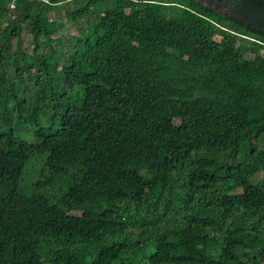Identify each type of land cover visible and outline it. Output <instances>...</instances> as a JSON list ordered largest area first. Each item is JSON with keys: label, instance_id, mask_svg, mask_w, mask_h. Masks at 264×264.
Segmentation results:
<instances>
[{"label": "trees", "instance_id": "16d2710c", "mask_svg": "<svg viewBox=\"0 0 264 264\" xmlns=\"http://www.w3.org/2000/svg\"><path fill=\"white\" fill-rule=\"evenodd\" d=\"M0 264H264V0H0Z\"/></svg>", "mask_w": 264, "mask_h": 264}, {"label": "rangeland", "instance_id": "374dc122", "mask_svg": "<svg viewBox=\"0 0 264 264\" xmlns=\"http://www.w3.org/2000/svg\"><path fill=\"white\" fill-rule=\"evenodd\" d=\"M52 17L55 19L56 15L54 14ZM77 29H78V25H76L72 22H68V26L64 31V32H66V31L69 32L68 37L70 38V40H66V42H65L67 49L69 48L70 50H73V48H74L73 45L76 44V41H75L76 37L75 36L77 34ZM221 37H222L221 34L216 36L217 39H220ZM23 38H24V40L22 42H23V45H25V49L30 51L33 48L30 35H28L25 32L23 34Z\"/></svg>", "mask_w": 264, "mask_h": 264}, {"label": "flooded vegetation", "instance_id": "af4514ba", "mask_svg": "<svg viewBox=\"0 0 264 264\" xmlns=\"http://www.w3.org/2000/svg\"><path fill=\"white\" fill-rule=\"evenodd\" d=\"M204 1H208V0H204ZM216 1L221 3L223 6L226 5V7H228L229 5L235 4L237 2V0H216Z\"/></svg>", "mask_w": 264, "mask_h": 264}]
</instances>
